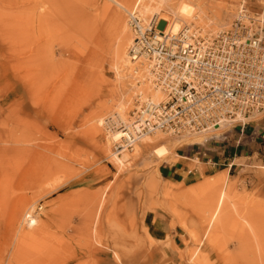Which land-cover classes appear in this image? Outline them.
Wrapping results in <instances>:
<instances>
[{
    "label": "rangeland",
    "instance_id": "1",
    "mask_svg": "<svg viewBox=\"0 0 264 264\" xmlns=\"http://www.w3.org/2000/svg\"><path fill=\"white\" fill-rule=\"evenodd\" d=\"M239 1L0 0V264H264V129L242 119L183 140L157 131L118 153L111 129L97 122L117 111L131 120L137 97L154 93L142 79L144 65L128 62L142 76L114 63L121 39L129 60L128 12L136 9L144 23L156 12L163 29L188 4L192 17L180 19L181 29L215 34L230 26ZM38 38L45 52L78 71L55 121L26 116L38 163L25 177L18 168V61ZM249 119L264 127V116ZM203 146L215 149L201 161L224 147L233 165L212 170L207 163L181 181L168 176V163L188 160L180 156L195 157L187 165L195 169ZM28 212L34 224L27 225ZM157 220L167 224L164 233L154 228Z\"/></svg>",
    "mask_w": 264,
    "mask_h": 264
},
{
    "label": "built area",
    "instance_id": "2",
    "mask_svg": "<svg viewBox=\"0 0 264 264\" xmlns=\"http://www.w3.org/2000/svg\"><path fill=\"white\" fill-rule=\"evenodd\" d=\"M250 2L240 0L230 26L215 34L158 31L156 17L144 23L136 10L129 13V61L146 66V79L161 94L137 97V134L183 140L264 116L263 18Z\"/></svg>",
    "mask_w": 264,
    "mask_h": 264
},
{
    "label": "bare ground",
    "instance_id": "3",
    "mask_svg": "<svg viewBox=\"0 0 264 264\" xmlns=\"http://www.w3.org/2000/svg\"><path fill=\"white\" fill-rule=\"evenodd\" d=\"M128 1H130V0H128ZM136 1H138V0H136ZM150 1L151 0H147V4L150 3ZM191 9H192V7L190 5L182 4L179 7V12H178V15L176 16V18H174V20L167 25L165 23L164 25H166V26L165 27L163 26L164 27L163 29L160 26V28H158V31H164L165 30V31L173 32V33L180 31L181 30L180 19L186 18V20H189L190 19L189 17H192L191 16ZM128 14H129V12H128ZM156 15H157L156 12H152L151 19H153L154 16H156ZM161 20L168 21V18L166 16H164V17L162 16ZM1 30H2V27H1ZM44 43H46L44 40L42 41L40 38L36 39L35 48L32 49L31 51L21 50L20 54L22 56L20 57V59L18 61V73H19V79H20V88L19 89H20V94H21L19 116H21V123H22V129H21V134H20V146L18 148L19 153H20V159L18 161V163H19L18 168L21 170V172H22L21 175H23V176H25V175L27 176L26 171H28V168H30L31 170L32 169L34 170L35 169V162H37V161H35L37 159V158L35 159V156L37 155L35 152H37V149L35 150L34 145H32L33 139H32V135H31L30 131L28 130V122L26 120V118H27L26 116H53L54 117L55 115L57 116V115L64 113L63 107L65 106V103H67L69 101V98L66 97L67 92L69 90L72 91L71 89H68V87H66V85H67L66 83L67 82L69 83V81L72 79L74 74L77 73V71H78L76 69H73L71 67V65H67V63H65V62L56 61L52 53L45 52L43 49ZM123 44H124V42L121 39V41L118 42V46L116 47V50L114 52V63L116 65V68H118L120 71H124L126 73L128 72L130 74V73H132V69L134 70V67L132 65L130 66V64L128 63L129 60L125 59V56H126L125 52L126 51L124 49ZM145 68H146V66L144 67V69ZM81 71H83V70H81ZM134 71L136 73L137 70H134ZM138 72L140 73L141 71L138 70L136 74H139ZM143 72L144 71H142L140 73L142 76L144 75ZM80 74H81V72H80ZM77 76H78V74H77ZM142 76L140 78H142ZM146 76H148V75H146ZM76 78H78V77H76ZM79 78H80V75H79ZM75 79H74V81H76ZM142 79H145L148 82L146 77L142 78ZM145 80H144V83H145ZM76 82H78V81H76ZM153 90H154V93H152V97L154 99L158 100L161 97L160 93L155 89H153ZM148 92H149V90H148ZM71 93H68V96L72 95ZM127 97H129V95ZM142 99H145V98H142ZM70 100H71V98H70ZM29 103H31V107L33 105L32 112H30L31 109L29 110V108H30ZM127 103H129V104L131 103L130 98H127ZM136 108H137V105L134 106V110ZM56 116L54 117L55 118L54 121L56 120ZM124 116L125 115H124V113H122V111H121V113L117 111L113 115L109 116V118H105V119H103V121H100V120L97 121L99 124L101 122H102V124H106L107 127L109 129H111L112 143H114V145H112V146L116 152L118 151V153L128 150L130 146L133 147L136 144V142L143 136V134H141V135L137 134L136 127L134 126V122L136 120H134L133 117H130L131 120L126 119L125 118L126 116L125 117ZM51 122H52V120H51ZM61 123H63V122L61 121L59 124H61ZM55 124H57V121L55 122ZM145 141L147 142V140H145ZM34 143H37V140ZM147 143L149 144V142H147ZM37 145H40V144L37 143ZM38 147L40 149L42 146H38ZM43 147H45V146H43ZM48 147H50V146H48ZM39 152L40 151H38V153ZM158 153L163 154V151L162 150L158 151ZM165 153L166 152H164V154ZM113 155H114V152H113ZM157 156H158V154H157ZM38 157H40V156H38ZM49 159H50V157H49ZM40 160H42V159L40 158ZM52 162H53V160H52ZM64 163H62V164H64ZM59 166H60V163H59ZM49 167L51 168V166H49ZM40 168H41V166H40ZM60 168H61V166H60ZM60 168L56 167V169H60ZM44 169H46V168H44ZM43 174H44V172H43ZM19 176H20V174H19ZM62 176H63V174H62ZM56 178H57V176H56ZM39 180H41V179H39ZM56 180H58V179H56ZM28 181H29V179H28ZM39 185H41V184H39ZM36 186L38 187V185H36ZM224 194H225V189H222V191L219 195V198H218V202L216 204V208H215L213 215L211 216L209 221H212V222L214 221L213 219H215V217H216V215H217V213H218V211H219V209L223 203ZM31 214H30V216H31ZM25 216H27V215H25ZM30 218H32V216L29 217V219ZM29 219H27V220H29ZM34 223H35V219H30L29 222H27V225H31Z\"/></svg>",
    "mask_w": 264,
    "mask_h": 264
},
{
    "label": "crops",
    "instance_id": "4",
    "mask_svg": "<svg viewBox=\"0 0 264 264\" xmlns=\"http://www.w3.org/2000/svg\"><path fill=\"white\" fill-rule=\"evenodd\" d=\"M250 4H251L252 10L261 14V16L263 18V30L262 31L264 34V0H255L254 2H250ZM248 122H250L249 127L252 128L254 131L261 132L262 129H264V127L261 125L260 122H253L252 123L251 119H248L246 123H248ZM206 149H210V150L214 151L215 147L203 146L202 156H199V155L197 156L199 165H197L195 167V169H193L194 171L187 169L188 168L187 165L190 161H194L195 157H190L188 155H184V156H180V157L187 158L188 159L187 161L172 162V163L167 164L168 165L167 166L168 176L171 179H175L176 181H181L184 178H186V176L184 175V172L191 174V173H196V172L199 173L201 171H206L207 169H209V167L206 166L207 163L211 164L212 170H214V168L218 167V166H225L226 162H228L227 164L229 167H231V165H233L234 161H232L230 159V157L224 156L225 155L224 147L219 149L217 154H211L210 156H208L207 161H205V160L201 161V157L203 159L204 154H206V152H204ZM198 154H199V152H198ZM157 221L158 222H156V224H154V228L159 233H164L167 229V224L161 222L160 220H157Z\"/></svg>",
    "mask_w": 264,
    "mask_h": 264
}]
</instances>
